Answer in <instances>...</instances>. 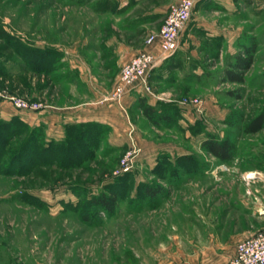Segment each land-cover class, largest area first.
I'll return each mask as SVG.
<instances>
[{
    "label": "rangeland",
    "instance_id": "1",
    "mask_svg": "<svg viewBox=\"0 0 264 264\" xmlns=\"http://www.w3.org/2000/svg\"><path fill=\"white\" fill-rule=\"evenodd\" d=\"M101 1L0 0V29L16 37H0V70L17 75L1 76L0 86L20 87L15 94L38 104L29 110L87 107L106 95L122 61L144 47L165 16L145 15L133 0H108L103 10ZM244 3L231 13L252 31L236 41L237 51L253 47L243 82L222 81L232 56L219 57V42L198 30L185 49L164 57L173 61L155 66L150 91L130 88L115 119L86 121L95 123L97 137L80 151L57 152L63 138L57 141L55 127L26 123L0 161V264H158L203 242L201 217L231 207L233 195L252 184L250 174L261 178L254 185L263 184L264 128L246 134L240 127L264 106V0ZM36 49L50 51L42 63ZM189 96L200 99V110L177 102ZM138 100L173 117L154 126ZM29 131L36 147H23L6 166ZM207 136L233 142L231 162L201 147ZM128 151L132 165L122 170ZM145 184L162 190L148 196ZM109 191L117 194L112 211L90 203Z\"/></svg>",
    "mask_w": 264,
    "mask_h": 264
},
{
    "label": "crops",
    "instance_id": "2",
    "mask_svg": "<svg viewBox=\"0 0 264 264\" xmlns=\"http://www.w3.org/2000/svg\"><path fill=\"white\" fill-rule=\"evenodd\" d=\"M126 1L124 0V2ZM195 1L191 17L179 35L178 45L185 49L188 42L196 40V32L204 30L210 42H219L217 44L219 57L223 52L224 56H232L237 52L236 41L242 35L252 32L251 29L249 31L244 28L246 18H239L231 14L236 9L245 6L244 0ZM133 2L140 3L141 8H143L142 13L144 12L145 15L160 14L162 18L177 0H133ZM244 32L245 34H243ZM143 46L141 50L146 49L155 54L160 52L156 40ZM134 53L130 54L129 57ZM128 58L123 60L121 64ZM15 76L17 75L7 74L3 78L13 80ZM14 90L18 91L20 87L16 85ZM16 91L11 92L15 93ZM101 97L99 98L100 100L93 105H87V107H77L75 103H54L55 110H50L49 108L43 110H21L13 107L7 101L0 100V118L9 119L16 115L28 125L37 124L38 122L46 123L48 127L56 128L58 141L64 138V127L68 123L86 122L87 120L108 123L106 117L111 114L113 119H115L113 114L116 112L117 107L124 110V106H122L124 97L119 103L102 100L103 97ZM250 176L253 178V182L261 179L260 176L255 174H250ZM250 176L247 175V177ZM262 181L263 184L260 186L251 182L252 184H249L245 190H240L234 194V200L230 203L231 207L217 212H210L211 214L209 213L208 216L201 217L205 235L203 242L194 243L190 251L186 253L176 249L173 256L160 261L158 264H226L225 262L233 254L234 246L238 240L252 234L255 230L264 232V180Z\"/></svg>",
    "mask_w": 264,
    "mask_h": 264
},
{
    "label": "trees",
    "instance_id": "3",
    "mask_svg": "<svg viewBox=\"0 0 264 264\" xmlns=\"http://www.w3.org/2000/svg\"><path fill=\"white\" fill-rule=\"evenodd\" d=\"M100 7L103 10H108L111 7V4L108 2V0H102L99 2ZM0 37L5 39L6 41L12 43V41L16 42V37L12 34L10 35L3 29H0ZM20 46V44L18 45ZM22 46V45H21ZM51 53L54 51L52 48ZM252 45L248 46H242V49L240 51H237L232 55V60L228 62V67H226L223 70V76L222 81H228V82H237L241 83L244 80V71L248 68V66L252 62ZM24 50V49H22ZM27 50V49H25ZM24 50V51H25ZM32 50V49H30ZM34 51V49H33ZM38 55V63H42L44 56L50 51H43V50H37ZM174 54V53H173ZM174 55L168 56L167 58H164L161 63H167L173 61ZM160 63V65H161ZM155 67H153L149 73L147 82L149 84L150 77L152 76V71ZM7 73H5L3 70H0V77H5ZM229 94H234L235 97H239L240 94H236L233 92H229ZM137 105L140 109V113L144 119H147L150 124L154 126H158L161 121H164L166 119H171L173 115L161 112L157 110L156 107L153 105H150L148 103L144 104L142 101L138 100ZM240 116V119H243ZM13 122V123H12ZM228 124L232 125L234 122L231 120H228ZM95 125L93 122H73L68 123L64 127V138L57 142V152L61 151H70L73 153V151L77 150L80 151L82 148V144L88 145V141H91L95 139L97 136L93 134L91 131V126ZM102 126V125H100ZM27 127V124L23 122L22 120H19L18 116L14 115L13 117L9 119H0V161L2 160V157L7 152V146L9 142L15 139L16 134H18L21 129H24ZM264 128V106L259 109L255 114H253L251 117H249L248 120H246L243 125L240 127V130L243 131L246 134L254 133L257 131H260ZM19 130V131H17ZM32 131V129H30ZM29 133L22 137V139L18 142V148L14 153H9L8 158L5 161V164H10L13 160H15V157L20 154L21 149L25 146H29L31 148H35L36 145L33 144L29 138ZM74 142V145H72ZM85 146V145H84ZM201 147L209 152L213 157H215L218 161H222L225 163L231 162V160L235 157V149L236 146H234L233 142L228 137H223L220 139H217L212 136H207L202 142ZM80 148V149H79ZM183 157V156H182ZM185 158V157H183ZM183 158L178 159L184 160ZM1 172V171H0ZM4 172V171H3ZM161 187L159 185H150L145 184L143 186V191L146 195H156L159 192H161ZM90 203L93 204L96 207H99L101 209L112 211L114 206L117 204V194H115L114 191H109L107 193H97V195H94L90 198Z\"/></svg>",
    "mask_w": 264,
    "mask_h": 264
},
{
    "label": "built area",
    "instance_id": "4",
    "mask_svg": "<svg viewBox=\"0 0 264 264\" xmlns=\"http://www.w3.org/2000/svg\"><path fill=\"white\" fill-rule=\"evenodd\" d=\"M195 0H177L168 9L158 30L148 34L144 44L157 41L159 54L149 50H140L131 55L121 64L117 73V80L110 92L102 100L119 103L130 88L139 91H150L147 82L149 71L155 67L162 58L176 50L179 35L190 19ZM0 100L7 101L13 107L21 110H29L38 104L27 102L21 96L12 93L7 88L0 86ZM181 105L193 106L196 110L201 109V101L198 97H181L177 100ZM132 151H128L120 160L122 170H127L132 164ZM226 264H264V232L255 230L252 234L238 240L234 246L233 254L226 260Z\"/></svg>",
    "mask_w": 264,
    "mask_h": 264
}]
</instances>
